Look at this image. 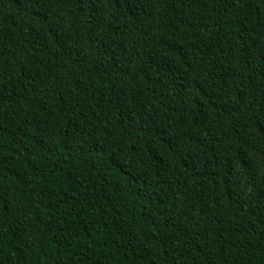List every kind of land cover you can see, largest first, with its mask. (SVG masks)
I'll list each match as a JSON object with an SVG mask.
<instances>
[{"label":"trees","instance_id":"trees-1","mask_svg":"<svg viewBox=\"0 0 264 264\" xmlns=\"http://www.w3.org/2000/svg\"><path fill=\"white\" fill-rule=\"evenodd\" d=\"M0 264H264V0H0Z\"/></svg>","mask_w":264,"mask_h":264}]
</instances>
